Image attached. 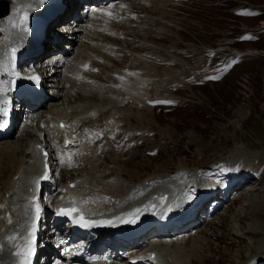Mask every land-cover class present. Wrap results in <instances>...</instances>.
Masks as SVG:
<instances>
[{
    "label": "rangeland",
    "instance_id": "374dc122",
    "mask_svg": "<svg viewBox=\"0 0 264 264\" xmlns=\"http://www.w3.org/2000/svg\"><path fill=\"white\" fill-rule=\"evenodd\" d=\"M107 10L116 16L100 15L75 42L65 38L71 65L67 71L65 65L56 68L51 90L52 97L57 94L58 108L100 107L94 120L78 122L74 130L77 138H83L87 129L95 134L89 149L94 150L91 159H100L95 175L111 181L117 162L120 174L130 182L128 188L153 174L190 186L191 173L200 171L203 181L209 177L217 186L225 185L228 195L221 197L223 216L211 218V209V223L202 220L185 234V246L193 242L200 246L193 264H245L249 258L261 263L264 235L255 232L250 213L259 207L252 199L264 195V0H114ZM235 50H257L262 56L231 60ZM113 74L129 91L123 98L140 92L141 104L128 98L120 102L121 92L111 90L116 84ZM49 109L40 111L38 122L44 126L37 127L42 134L49 129ZM113 112L115 122L109 121ZM71 114L66 113L69 121L75 112ZM30 135L15 133L0 149L10 145L17 150L18 164H30L27 143L35 139ZM237 147L242 153L234 161ZM81 149L78 146L76 152ZM246 152L262 154V161H256L262 162L257 173L245 167ZM2 157L0 150V194H6L4 187L18 169L10 157ZM78 160L73 169L54 166V185L44 194L47 210L63 196L60 190L68 181L90 173L86 156ZM105 200L107 208L115 202ZM108 202L113 204L107 206ZM263 214L258 217L263 219ZM145 242L137 246L139 251L149 246ZM79 243L85 250L86 244ZM108 254L114 256L111 250Z\"/></svg>",
    "mask_w": 264,
    "mask_h": 264
},
{
    "label": "bare ground",
    "instance_id": "6f19581e",
    "mask_svg": "<svg viewBox=\"0 0 264 264\" xmlns=\"http://www.w3.org/2000/svg\"><path fill=\"white\" fill-rule=\"evenodd\" d=\"M35 3L36 0H15V2L11 4L10 15L8 17L0 19L1 62L2 60H5V58H2V55L9 50L7 31L13 30V27L16 26V20H18L19 18H23L21 17L19 11L26 5ZM58 3L64 5L66 8L72 6L67 2V5L63 4V0L62 2L61 0H59ZM94 5L96 4H90V6ZM44 53L45 51H40V55ZM55 55L56 54L45 56L44 60L53 59ZM73 65L75 66V64ZM57 67L58 66L55 64L50 69L52 75L48 78L49 83H54L55 76L57 75ZM0 73L5 76L7 74V69H5L4 67H0ZM70 77L72 78V76ZM66 78L64 79L65 81L67 80ZM116 78L117 77L115 76L116 84H113V88H111V90L114 89L115 91L117 90L121 92L122 101L120 102H123L124 99L126 100V98H128L127 100L134 99V103L136 104V106L138 104H141L140 92H136V97L130 94H124L126 97L123 98L124 91H129L125 89L126 85H123V79L118 78L116 80ZM119 83H122V89L120 88L121 85ZM142 85L143 84H141V86ZM6 88L7 84L5 83V78L0 79L1 96V92H5L7 90ZM138 96L140 98H137ZM56 99L57 96L46 102L49 103V105H52L51 109L47 112V119L50 126L43 135L39 133L41 138L44 140V143L48 147L50 145V147L52 148V145H54V149L52 150V158L49 160L50 167L52 166L53 161L57 162L56 158L58 159V165L61 168L68 169L74 167V165L78 162L79 156L85 155L90 170L89 174L85 173L81 177V180H73V183L76 184L75 189L64 186L65 194L55 202L56 211L58 207L70 204L78 206L81 211H84L86 214H90L95 217L108 215L112 218H118V221L124 222L127 227H135L139 226V224H143L146 228H149L153 223L161 226L168 224L167 222H170V220H172V218L188 204V195L185 193V186L180 179L177 180L176 178H167L170 181H165L164 176H156V174H153L147 179L139 182L137 185L128 188L130 182L126 178H123V176L120 174V167L118 165L119 163L117 162H114L113 168L115 177H113L111 181L103 180L101 174L95 175L100 159L99 157L95 159L90 158V154H94L92 153L94 152V150L89 151L94 139L92 137V134L84 131L83 133H85V135L82 136L83 138H77L74 135L76 123L91 118V113H88L92 108H87L82 104L71 107L58 108L55 105ZM99 111L101 110L98 109L97 112ZM74 112L75 116L73 118L76 119L72 121L73 118L71 117L70 121L67 120V115ZM110 114L111 115L109 116V121L111 120L112 122H115L116 119L114 118V112ZM28 117L30 118L31 115H29ZM60 123L65 125V127L59 128ZM27 128L28 126L21 128L20 134L22 135ZM35 143V145L38 144L37 142ZM35 145L33 144V141L27 143L28 151L33 154V160L32 162H30V164H25L24 162H20L18 164V162H16L15 157L17 155V150L14 147L6 145L5 148L3 147L0 149L1 155L4 156L2 158L10 157L11 163H17V174H19L18 180H15V176L13 175L7 182V186L4 187L6 189V194H0V258L2 259V261H0V264H14L16 259L18 258L15 251L10 252V250L8 251L6 247L7 245L9 247H12L18 240V236L13 234L21 229V222H23V219L25 218L24 214L26 211V206L31 203L32 196H35L37 192V179H39L40 177L36 178L35 180H33V178L34 176L38 175V171H40L41 169V164H39L38 159L35 156V151L33 149ZM78 146L82 147L80 152H76ZM241 150V148L237 147L236 150L232 153L234 161H237L241 156ZM243 154L245 156V167H251L252 172L257 173L258 170L261 169L260 167L262 162L256 165V161L258 159L262 161V154L260 152H246ZM105 170L107 169L101 171L106 172ZM191 174V177H193L191 179V183H193L199 191H203L204 189H206V187L211 186L210 183L204 182L199 179V172L194 171ZM44 188L45 187H42L41 190H43ZM214 188L216 190H220V186H214ZM235 188L239 187L237 186ZM262 192L264 193V186L262 188ZM95 197H97V199H94ZM108 197L113 198V200L115 199L113 206H111L110 208H107L104 205L107 201L105 199H108ZM252 201L259 205V207L256 209L258 211H252L250 213V217L255 221L254 230L257 233L264 235V218L261 219L258 217V214L264 213V195L259 199H252ZM9 221H11V223ZM11 236L14 239L9 240ZM159 237H161L160 241L153 238V244L151 245V247L146 248L143 252L144 254H142L143 256H146L155 253V264H193L192 260L198 258L197 256L200 252V246L195 242H193L189 246H185V241L187 240L185 235L174 238L172 240L169 238L166 239L167 236ZM261 245H264V239ZM124 249L130 251L131 253L136 252L137 250L135 246H127ZM248 255L251 256V254ZM252 259L253 258H249L250 261L248 263L246 262L245 264H255V261ZM263 263L264 260L258 264Z\"/></svg>",
    "mask_w": 264,
    "mask_h": 264
},
{
    "label": "snow or ice",
    "instance_id": "6c2138e0",
    "mask_svg": "<svg viewBox=\"0 0 264 264\" xmlns=\"http://www.w3.org/2000/svg\"><path fill=\"white\" fill-rule=\"evenodd\" d=\"M109 15H111L110 13H109ZM214 78V77H213ZM60 127L61 128H63V127H65V125H63V124H61L60 125ZM70 127V126H69ZM45 155H46V153H45ZM45 178H47L46 176H45ZM78 210L77 209H75V208H73V209H70V210H65V209H61L60 210V214H62V215H73L74 213H76ZM37 213H39V209H37ZM10 223H11V221H9ZM130 222V221H129ZM78 223L80 224V226H82V227H87V226H89V221H87L85 218H84V216L81 214L80 215V218H79V221H78ZM35 227V225H33V228ZM9 239H14L13 237H10ZM28 252H29V254L31 253V248H29L28 249ZM17 255H20V253L18 252V253H16ZM22 264H29V262L28 261H24V262H22Z\"/></svg>",
    "mask_w": 264,
    "mask_h": 264
},
{
    "label": "water",
    "instance_id": "95a60500",
    "mask_svg": "<svg viewBox=\"0 0 264 264\" xmlns=\"http://www.w3.org/2000/svg\"><path fill=\"white\" fill-rule=\"evenodd\" d=\"M9 13L8 2L6 0H0V18L7 16Z\"/></svg>",
    "mask_w": 264,
    "mask_h": 264
}]
</instances>
